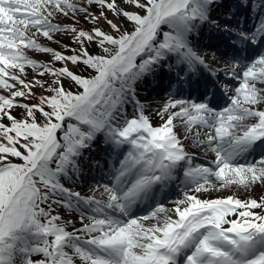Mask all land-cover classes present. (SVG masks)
I'll return each mask as SVG.
<instances>
[{"label": "snow or ice", "instance_id": "1", "mask_svg": "<svg viewBox=\"0 0 264 264\" xmlns=\"http://www.w3.org/2000/svg\"><path fill=\"white\" fill-rule=\"evenodd\" d=\"M258 186L264 0H0V264H264Z\"/></svg>", "mask_w": 264, "mask_h": 264}, {"label": "rangeland", "instance_id": "2", "mask_svg": "<svg viewBox=\"0 0 264 264\" xmlns=\"http://www.w3.org/2000/svg\"><path fill=\"white\" fill-rule=\"evenodd\" d=\"M67 19H68V18H65V17H63V16L60 17V20H67ZM140 95H141V98H142V99H147V100H150V101H151V100H160V99H163V98H164L163 93H160L159 96H156V95H147V96H145L144 90H141ZM129 110L131 111V108H130ZM149 111H151V109H149ZM154 122H155V123H159V118H158V117H154ZM259 187H260V186H258V187L255 189V192H258V191H259ZM227 192H228V190L225 189V190H223L222 192L213 191L211 194H212L213 196H215V195H218V194H227ZM253 194H254V193H253Z\"/></svg>", "mask_w": 264, "mask_h": 264}, {"label": "bare ground", "instance_id": "3", "mask_svg": "<svg viewBox=\"0 0 264 264\" xmlns=\"http://www.w3.org/2000/svg\"><path fill=\"white\" fill-rule=\"evenodd\" d=\"M182 131V130H181ZM87 189V186H85V190ZM234 191H237L238 192V194L243 198L244 196H246L247 195V193H245L244 191H243V189H233ZM254 194H257V195H259V194H264V191H262V189H261V187H259V191L258 192H255Z\"/></svg>", "mask_w": 264, "mask_h": 264}]
</instances>
